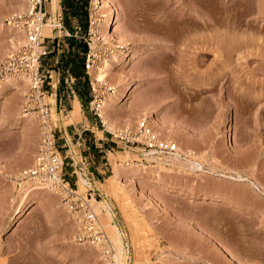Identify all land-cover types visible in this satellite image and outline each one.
<instances>
[{
	"label": "rangeland",
	"instance_id": "rangeland-1",
	"mask_svg": "<svg viewBox=\"0 0 264 264\" xmlns=\"http://www.w3.org/2000/svg\"><path fill=\"white\" fill-rule=\"evenodd\" d=\"M21 1L0 0V25L8 22L14 12L21 11L17 6ZM116 1L121 9V33H114L111 42L95 39L92 27L103 17L93 0L88 3V18H78V22L76 17L71 18L72 25H77L74 31L70 30L72 35L51 27L49 36L44 27V34L50 37L47 43L55 48L43 62L47 69L57 71L49 72L57 84L49 93L54 94L55 100L50 96L47 100L52 103L56 127L63 132L67 127L70 132L62 135L67 140L60 142L66 179L86 195L89 187L81 188L83 176L108 201L112 221L124 235L128 264H264V193L244 180L245 177L237 180L235 172L229 169L235 166L247 178L264 181V6L260 15L258 9L254 10L258 0L208 1L221 18L231 17L239 23L250 24L240 25V36L249 40L232 57L234 75L240 76V84L233 83L227 89L228 84L221 88V84L206 82L217 72L215 53L198 56L186 39L185 35L228 33L221 24L213 29L197 26L189 29L187 15L197 14L198 3L191 8L186 0ZM47 8L49 14L54 15L59 3L54 9L49 0ZM184 25L188 30L179 32ZM57 35H61L58 43ZM13 36L7 29L0 32V52L5 51L0 55V62L16 48L4 50L12 44ZM175 36L180 38L176 40ZM171 42L177 47L176 51L171 49ZM84 44L88 45L87 53L93 54L91 74L101 97L113 92L114 89H109L113 83L100 82L94 74L111 53L117 56L110 75L132 85L131 96L116 107L120 118L113 129L103 125L96 114L91 103L94 92L86 70L78 79L72 66H65L73 56L77 59L74 65L79 64L84 56ZM244 50L253 54L249 60L237 61L235 54H244ZM134 52L138 53L136 57H133ZM27 89L28 85H18L0 94V264H109L98 247L96 250L94 247L76 248V224L64 209L60 196L53 191L40 192L33 209L20 220H12L16 206L12 199L19 188L18 179L33 163L41 136L34 116L22 117L16 113L18 108L23 110ZM77 100L82 118L72 123L68 118ZM140 104L156 107L159 120L156 124L150 121L163 137L187 147L179 162H173V154H156L159 158L149 159L141 142L132 143L138 122L146 118L145 113L139 112ZM84 127L93 129L97 136L88 129L81 133ZM122 128L130 129L128 143L113 134ZM224 133L228 138L232 136L233 144L227 142ZM184 141L192 144L187 146ZM97 143L104 144V151L96 148ZM107 145L115 157L105 150ZM192 145L200 152L203 171L182 165ZM165 156L173 165L161 167L160 161ZM129 162L139 164L140 171L136 175L128 173L127 185L122 186L115 169ZM209 166H215L216 172H208ZM223 172L229 174L231 180L223 179L220 176ZM174 185L177 188H172ZM213 188L224 192L229 203L213 202L203 196L213 192ZM181 190L191 191L190 195ZM102 209L107 211L104 206ZM109 232L112 235L111 230ZM219 243L221 249L226 246L236 259L218 252Z\"/></svg>",
	"mask_w": 264,
	"mask_h": 264
},
{
	"label": "bare ground",
	"instance_id": "bare-ground-1",
	"mask_svg": "<svg viewBox=\"0 0 264 264\" xmlns=\"http://www.w3.org/2000/svg\"><path fill=\"white\" fill-rule=\"evenodd\" d=\"M93 1H94L95 6L97 8L99 7V14L101 15V17L104 18V19L103 18L97 19L95 21L94 26L92 27V30L95 33V39L98 40L100 38H103L104 41L111 42L110 37L114 33H121L120 21H121L122 16H121V11H120L121 10L120 6L116 0H93ZM208 1L209 0H186V5L191 7V8L195 7L194 6L195 3H198V6H196L197 7V14L187 15L188 17H187L186 23H188L189 29L191 26L203 27L205 29H213L217 25L221 24V25H224L226 27L228 33L227 34H221L219 36H213L210 34H206V35L202 34L200 36H197L196 34H194V35H189V36L185 35V36H186V39L189 41V44L191 45V47L193 45V49H194L193 52H195L196 55H198V56H209V55H211V53H215V55H216V58H217L216 64L218 65V68L216 70L217 72H215L216 73L215 76L207 78V81H206L207 84L208 83L214 84V85L221 84V88L227 87L226 84H228L227 89H229V86L233 83L240 84V80L238 78L240 76L235 77V75H234L235 70L232 67L233 66L232 63L234 62V61L232 62V57L234 56V52L235 51L237 52L241 48L242 45H244V44L247 45L248 40H249L245 36H240L238 31H239V29H241L240 25L246 24V26H249L250 24H249V22H243V23L240 22L241 23L240 24L238 20L232 19L231 17L229 19L226 18V20H225V18L224 19L221 18L210 8ZM28 2H29V0L21 1V3L17 5L19 7L18 10H20V9H21V11L25 10L28 6ZM256 2H259V3H254V10L258 9L259 12H257V13H259L261 15V13H263L264 0H258ZM52 6L54 9H56L58 7V0H52ZM176 25H178V24H176ZM185 25H187V24H185ZM185 25H184V27L178 29L179 32L184 31V29L188 30V28L185 27ZM6 29L9 30L11 32V34L14 35L11 38L12 44L11 45L9 44V46H7L4 49V50H6V52L11 50V48H13V47H19V46L23 45L24 43H26L27 37H26L23 29L12 25V23L2 22L0 25V32H4ZM45 29H46L45 32H47V34L50 36V34H51L50 23L45 25ZM181 35H182V33H181ZM176 36H175L176 40L178 38H180V37L177 38ZM186 39L184 41L187 42ZM199 42H202V43H199ZM198 43L201 45H199ZM93 44L95 45V43H93ZM172 44H173V47L171 49L176 51L177 47H175L173 42H171V45ZM247 51L249 52V50H247ZM244 52H245V50H244ZM3 53L0 52V55ZM111 54L112 55L108 59H105L104 61H102L100 66L98 65V68H97L94 75L96 76L95 78H97V80L100 82L112 81V83H113V85H111V88L114 89L113 92L108 93V94H104V97L99 98V100L97 102L98 103L97 104L98 112H99L100 116L102 117L104 123L107 125V127L113 129L114 127H116V122H117L116 120L120 118V117L119 118L117 117L116 107H117L118 103H120V101H122L125 97L129 98L131 96L132 85L130 82L121 83L120 78L117 79V76H116V78L113 77L114 79L112 78V75H110L111 74V72H110L111 66H112V62L115 59V57L117 56V54H113V53H111ZM137 54H138L137 52H134L133 57H136ZM252 54L253 53H246V52L243 54V52H241V53H238L237 56L235 54V58L237 61L249 60V56ZM155 63H157V62H155ZM235 69H236V67H235ZM18 85H26L27 86L28 82L23 77H9L7 79L0 80V94L4 93L6 90L17 87ZM55 87H57L56 83H55ZM49 96L53 100H55L54 94L49 95ZM240 96H242V95H240ZM150 106L151 105L140 104L138 106L140 109L139 112L145 113V117L149 118V120L151 119V121L154 122V124H156V122L159 119L155 113H156V111L158 112V110H156V107H155V109L154 108L152 109V106L151 107ZM80 108H81L80 107V101L77 100L74 103V107L72 109V114L68 120L69 122L73 123V122L79 121L80 118H82ZM16 113H17V115L22 116V117H29L30 116L29 114L24 113L23 110L21 111L20 108L17 109ZM163 123L165 124L164 121H163ZM122 130H124V129L122 128ZM128 130H130V129H128ZM224 135L227 136V138H226L227 142H231V144H233L232 136H231V138H228V134L224 133ZM178 140L180 142V139H177V141ZM185 142L186 141H184V143ZM188 143L192 144L190 142H186L187 146H188ZM181 145L180 144L178 145L177 152L173 154L175 156L173 157L171 155L173 158L172 159L173 162L180 160L181 155H183V152H185L184 149L187 148L186 146L183 148L182 147L183 145L182 146ZM193 146L195 147V145H192V148L187 149L186 153L188 154V156L186 157V162L183 161L182 165H186L185 168L188 165L189 167H191V169H193L195 171H197V170L203 171L205 168H204V164L202 163V161L199 160L200 159V152H198V150H196L197 148L194 149ZM110 153L114 156L113 152H110ZM145 154L149 156L148 157L149 159L159 158L154 152L149 151L147 149H145ZM35 155L36 154L34 153V157H35ZM166 157H168V156H165V159L160 161L162 163L161 167H164V164L173 165V162H170L171 160L166 159ZM184 157H182V158L185 160ZM123 165H122V167L118 166L119 168L117 167V169H115V170H116V175L119 178L118 180L120 181V184H122V186L123 185L125 186V185H127L126 184V180H127L126 175L128 173L129 174L132 173V174L136 175L139 173L140 168H139V164H138V166H136L135 164H130V162L126 163V165L125 164H123ZM182 168H184V167H182ZM229 169L232 172H235L236 177L239 178L237 180L240 181V179L245 177L244 180L250 181L251 182L250 184L256 186L257 189H259L260 191H262V193H264V181L263 180H261V179H258L257 181L251 180V179L247 178L246 176H244L242 174V171L239 170L238 168H235V166L230 167ZM115 170H114V172H115ZM200 171H198V172H200ZM208 172L215 173L216 172L215 166L210 167ZM130 175H128V176H130ZM235 175L232 174V176H235ZM220 176L223 179L230 178V180H231V177L229 176V174L226 175V173H224V172L221 173ZM80 181H81V188L85 189L86 181H85L83 176H81ZM172 188H177V186L174 185V186H172ZM225 189H226V187H225ZM43 191H53L52 193L55 192L57 195H59L58 191L54 187H51L49 183H42L38 186L31 187V188L30 187L29 188H18L16 195H14V197L12 199V201L15 202V204H16V206L14 207V215L12 217V220H15V222H16V221L20 220V218L23 215L25 216V213L28 210H30L36 202L39 201V199L37 198L39 196L38 194L40 192H43ZM78 191L82 192V190H78ZM190 192L191 191L181 190V193H184V194L186 193L187 195H190ZM82 193H84V192H82ZM203 196L206 198L213 199V202H215V201H226L227 203H229L228 200H226L227 198H226L224 192L217 190V188L214 189L213 192L205 193ZM229 201H231V200H229ZM92 202H94L93 204H94V206H96L95 209L103 220L102 223H103L104 227L109 228L108 232L111 230L112 235H110V236L112 237V239L115 242V252H114V256H113L114 261H110L111 259L106 257L105 254L102 257H104V259L106 261H108L109 264H128V262L126 261L127 260V258H126V246H125L124 241H123L124 235L122 236V233H121L119 227L116 224H114L112 221L113 213H112L110 204L108 203V201L99 200L97 198H92ZM62 205L64 206V209H66L65 205L64 204H62ZM103 206L106 208V210H107L106 212L102 209ZM66 211H67V209H66ZM66 211H64V212H66ZM66 215H67V213H66ZM66 217H68V216H66ZM11 222H13V221H11ZM73 224L75 225V222ZM73 228H75V226ZM109 234H111V233L109 232ZM75 245H76V248H78L79 250L82 248L88 250L90 247H92V248L94 247V246L89 245L87 243H80V242H77ZM220 245L221 244L219 243V248L221 249ZM222 246H224V245H222ZM224 247H222V249L219 250L218 252H221L222 254H225L232 259H236V256L230 250L226 249V246H224ZM95 248L97 249V247H94L93 249L96 250Z\"/></svg>",
	"mask_w": 264,
	"mask_h": 264
},
{
	"label": "built area",
	"instance_id": "built-area-1",
	"mask_svg": "<svg viewBox=\"0 0 264 264\" xmlns=\"http://www.w3.org/2000/svg\"><path fill=\"white\" fill-rule=\"evenodd\" d=\"M48 2L49 0H29L25 10L14 12L9 17V23L24 30L27 41L12 49L0 62V80L9 77H23L27 80L28 89L25 93L23 111L34 116L41 128L40 143L33 163L24 170L17 183L19 188H31L42 183H49L51 187H54L76 224V241L98 247L106 257L111 259L115 252V242L104 227L92 202V198L98 197L106 201L105 197L96 191L92 183L87 180L85 181L89 192L84 195L65 177L64 157L60 150V142L67 139H63L62 130L56 127L52 117V103L47 100L50 91L54 90L53 74L49 75V72L57 73V71L54 68L47 69L43 62L55 46L47 43L46 40L50 37L44 35V27L50 23L53 30H65L68 35L72 33L65 25L62 12L56 11L54 15L49 14ZM48 14L53 17H48ZM60 36L58 35L57 38ZM56 62L58 63L59 60L56 59ZM93 68L94 58L90 51L86 55L85 70L94 92L91 103L94 104L96 114L104 125L98 112L97 102L102 97L92 78ZM109 89L112 90L111 87ZM118 132H113V134L120 136L122 140L126 139V143L130 142L131 133L128 129ZM135 133L136 139L132 143L141 142L145 149L157 155L174 154L178 150L177 142L163 137L147 118H142L138 122Z\"/></svg>",
	"mask_w": 264,
	"mask_h": 264
},
{
	"label": "trees",
	"instance_id": "trees-1",
	"mask_svg": "<svg viewBox=\"0 0 264 264\" xmlns=\"http://www.w3.org/2000/svg\"><path fill=\"white\" fill-rule=\"evenodd\" d=\"M88 3L89 0H62L63 11L65 13V25L68 29L74 31L73 25L71 23L72 17L88 18ZM87 30L88 28L85 27V31ZM87 50H88V45L84 44L83 45L84 56L81 57L78 65H74L76 64L75 62L77 61L76 56L71 57V59L67 61V65H65L66 67H70V65L72 66L73 73L78 79H80L83 76V72L85 70L84 62H85V56ZM85 82H86L87 90L89 92L90 86L88 83V79H86ZM79 95L81 96V92L79 93Z\"/></svg>",
	"mask_w": 264,
	"mask_h": 264
},
{
	"label": "crops",
	"instance_id": "crops-1",
	"mask_svg": "<svg viewBox=\"0 0 264 264\" xmlns=\"http://www.w3.org/2000/svg\"><path fill=\"white\" fill-rule=\"evenodd\" d=\"M58 3H59V9L57 10V11H59V12H62L63 14H64V21H65V13H64V11H63V6H62V0H58ZM79 17H76L75 18V20H77ZM77 22H78V20H77ZM76 29L77 28V25H75V24H73V29ZM58 36V35H57ZM57 36L55 37V38H57ZM60 39H58L57 38V43H58V41H59ZM54 82V81H53ZM53 85H54V87H55V82L53 83ZM55 90V89H54ZM74 103H75V101H74ZM73 107H74V105H73ZM73 107H72V109H73ZM72 109L70 110L71 111V114H72ZM70 118V117H69ZM69 118H68V120H69ZM88 119V118H87ZM61 129V128H60ZM92 130V133L94 132V130L93 129H89V128H87V127H84L83 128V130L81 131V133L82 132H84L85 130ZM62 130V129H61ZM62 132H63V130H62ZM102 133H104V130H102L101 131ZM70 132H69V129L67 128V127H65V129H64V132H63V134H61V135H66V134H69ZM87 135H88V133H86ZM94 135L93 136H97L95 133H93ZM63 137V136H62ZM100 137H98V139H99ZM96 148H100L99 150L100 151H104V148L102 149V146H104V144H100V143H97L96 144ZM113 149V148H112ZM105 150H107V151H111L110 150V148H109V145H107V148L105 149ZM112 152V151H111ZM104 163V162H103Z\"/></svg>",
	"mask_w": 264,
	"mask_h": 264
}]
</instances>
